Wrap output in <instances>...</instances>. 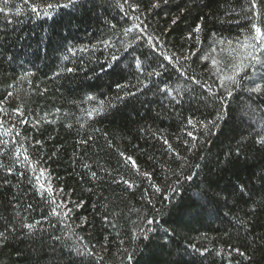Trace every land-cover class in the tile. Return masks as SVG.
<instances>
[{"label":"trees","instance_id":"16d2710c","mask_svg":"<svg viewBox=\"0 0 264 264\" xmlns=\"http://www.w3.org/2000/svg\"><path fill=\"white\" fill-rule=\"evenodd\" d=\"M66 2L0 13V264H264V3Z\"/></svg>","mask_w":264,"mask_h":264},{"label":"snow or ice","instance_id":"6c2138e0","mask_svg":"<svg viewBox=\"0 0 264 264\" xmlns=\"http://www.w3.org/2000/svg\"><path fill=\"white\" fill-rule=\"evenodd\" d=\"M10 2H11V0H0V13H4L5 12L6 7L10 4ZM27 2H28V0H24V3H27ZM164 2L167 3L168 0H164ZM77 3H79V0H67L66 3H61V4L48 3L46 5V7L43 8V9H40L37 6H32L30 10H31V12L33 14H36V15H41L42 14L44 16H47V17L51 18V12L53 10H57L59 8H69V7H73ZM261 3H264V0H261ZM256 6H257L256 5V0H251V5H250V8L248 10L249 11H252L254 13V15L252 17H250V19L255 20V18L260 15L259 13H256L254 11L256 9ZM153 7L154 8L155 7H159V3L154 4ZM134 11H135V9H134ZM19 14H20L19 11H17V15H19ZM173 23H176L175 19L173 20ZM137 27H139V25H137ZM251 28L254 30V34L251 35V37H250L252 42L251 43H246L245 45H243V47H245V48H250L251 51H247L242 57H240L239 62L238 63H235L233 65L235 71H234V73L232 75H230L228 77H221V79H220V87L221 88H224V90L226 91L228 97H231L232 96V89L231 88H228L226 86L225 80L229 81L233 86H239L240 79H237V77H240L241 79H247V76L241 77V73H245L249 69L252 70V73L253 74H255L257 71H259L261 74H264V57H262L260 55V53L264 52V32L261 31V28L259 26H257V24L255 22L252 23ZM130 30L131 29H129V31ZM195 31L198 33L200 31V27L198 26L195 29ZM105 43H106V46H107V44L110 43V42H105ZM220 43L221 44L223 43V39L220 40ZM84 50L85 49H81V51H84ZM125 51H127V49H125ZM213 51H215V49H213ZM111 59H112L113 62H115L116 60L119 59V57H117L115 54H113L112 57H111ZM165 59H167L169 61V63L172 62L171 57H165ZM245 61H247L248 63L245 64ZM211 63L213 65H215L216 64V61L215 60H212ZM257 66H259V67H257ZM110 67H111V65H110ZM68 71H72V69H68ZM208 90H209V92H211V87H209ZM251 91H253V92H259L260 89L253 88ZM8 95L11 96L12 93L9 92ZM213 95H215V93H213ZM89 99H92V97H89ZM220 119H221V114L218 113V115L216 117V120L209 121V123L212 124L213 126H215L216 122L219 121ZM188 122L190 124L192 123L191 120H189ZM23 123H27V121L25 120V121H23ZM193 126L195 127V125H193ZM205 128H207V125H205ZM188 135L189 136H192L193 139H196V137H194L191 132H189ZM165 143H167V141H165ZM262 143H264V141H262ZM121 156H124V154L121 153ZM24 159L25 160H29V162H30V158L27 155L24 156ZM124 159L125 160H128V161H131L132 166L134 168H136L137 171L139 170L138 169V166L136 165V162L134 160H132L131 157H124ZM21 175H23V174L21 173ZM42 175H43V170H41V176ZM145 176H148V174L145 173ZM35 178H36V180L38 182V187L40 189H44L45 188V185L42 184V183H39L40 176H37ZM149 179H151V178L149 177ZM124 183L125 184H128L129 187H132L133 186L128 181H124ZM46 190L49 193L52 192V188H51L50 184L47 186V189ZM61 191H62V189H61ZM156 191H159V188H157ZM53 202L55 203V201H53ZM61 204L63 205V202H61ZM77 207H79V205H77ZM69 211H70V209H69ZM53 214L54 215H57V216L59 215V213L56 212L55 210H53ZM64 215H65V217H67L68 213H64ZM37 223H39V222H37ZM147 223L149 225H151V224L154 223V221L153 220H148ZM25 227L28 228L29 230H32V229H34L35 225H33L32 223H29V224H26ZM236 251H237V253L240 256L245 255V253L244 252H241L239 249H236ZM129 259H131V257H129Z\"/></svg>","mask_w":264,"mask_h":264}]
</instances>
